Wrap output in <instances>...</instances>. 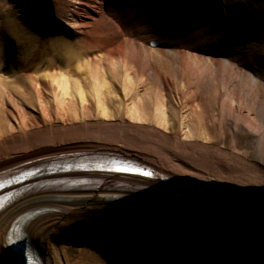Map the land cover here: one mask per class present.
Instances as JSON below:
<instances>
[{
	"label": "bare ground",
	"instance_id": "1",
	"mask_svg": "<svg viewBox=\"0 0 264 264\" xmlns=\"http://www.w3.org/2000/svg\"><path fill=\"white\" fill-rule=\"evenodd\" d=\"M136 1L0 3V173H52L0 213V264L22 238L42 264H264V16Z\"/></svg>",
	"mask_w": 264,
	"mask_h": 264
},
{
	"label": "rangeland",
	"instance_id": "2",
	"mask_svg": "<svg viewBox=\"0 0 264 264\" xmlns=\"http://www.w3.org/2000/svg\"><path fill=\"white\" fill-rule=\"evenodd\" d=\"M228 1V2H227ZM237 1V2H236ZM2 2V0H0V3ZM223 2H227V4L229 3V2H236V3H239V6H236V9H235V13H236V17H235V25L233 26L234 28H235V30H237L239 33H240V31L242 30L241 29V27H240V25H243L242 24V22H244V24H246V23H253V25L255 26L256 25V22H251V21H254V19L252 20V16H250L249 15V11L248 10H251V11H254L255 10V12L256 11H261L262 13H261V15L262 16H264V0L262 1H259V0H223ZM132 4H135V3H133V2H131ZM136 3H138L137 1H136ZM140 4V3H139ZM225 5H226V3H225ZM241 5H244L242 8H241ZM14 8H19V4L17 3V2H14V6L11 8L12 9V12H13V14L12 13H6V15H1L0 16V23H2V22H6V24L7 23H9V22H15V23H18L20 20H19V13L18 12H14ZM250 8V9H249ZM248 9V10H247ZM256 9H258V10H256ZM110 14V13H109ZM145 14H146V16H149L148 15V12L147 11H145ZM248 14V15H247ZM261 16V17H262ZM150 17V16H149ZM251 18V19H250ZM150 19H151V17H150ZM152 20V19H151ZM5 24V25H6ZM261 25V24H260ZM260 25H259V27H260ZM202 29V28H201ZM237 32V33H238ZM242 33H243V31H241ZM239 36H240V34H239ZM249 40V39H248ZM255 40V39H254ZM253 40H249L248 42H252ZM241 42H243V41H241ZM241 42H238V43H236L237 45H241L242 43ZM153 47H155V46H153ZM152 47V48H153ZM157 48L159 47V46H156ZM215 49H217V47L215 46V47H213V46H206V50L207 51H211V50H215ZM218 50V49H217ZM60 55V54H59ZM205 56L206 57H208V56H210V55H208V54H205ZM226 59V58H225ZM261 62H258V63H256V64H252L251 66H249V67H247L246 69V71H250L252 74H254V75H256L257 77L258 76H260L261 75V77H262V75H263V78H264V60L262 59V60H260ZM64 67V66H63ZM62 67V68H63ZM244 72V71H243ZM225 143H226V147H228V148H230V145H229V142L228 141H226L225 140ZM250 144H252L251 142H249V141H247V142H239V148H243L245 145H250ZM253 159H258V157L257 156H254V158ZM259 160H260V158H259ZM262 165H264V163L262 162L261 163ZM76 249H72V250H69L71 253H72V255L73 256H76L77 257V252L75 251ZM93 254V253H92ZM82 257H84V258H87V257H85L84 255H82ZM90 260V259H89Z\"/></svg>",
	"mask_w": 264,
	"mask_h": 264
},
{
	"label": "snow or ice",
	"instance_id": "3",
	"mask_svg": "<svg viewBox=\"0 0 264 264\" xmlns=\"http://www.w3.org/2000/svg\"><path fill=\"white\" fill-rule=\"evenodd\" d=\"M116 171H119V172H127V171H130L129 169H124V168H117ZM143 175H149L148 173H143Z\"/></svg>",
	"mask_w": 264,
	"mask_h": 264
}]
</instances>
